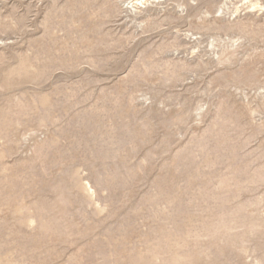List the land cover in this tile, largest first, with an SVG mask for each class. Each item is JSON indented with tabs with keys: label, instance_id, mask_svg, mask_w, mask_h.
<instances>
[{
	"label": "rangeland",
	"instance_id": "374dc122",
	"mask_svg": "<svg viewBox=\"0 0 264 264\" xmlns=\"http://www.w3.org/2000/svg\"><path fill=\"white\" fill-rule=\"evenodd\" d=\"M132 1L0 0V264H264V0Z\"/></svg>",
	"mask_w": 264,
	"mask_h": 264
},
{
	"label": "bare ground",
	"instance_id": "6f19581e",
	"mask_svg": "<svg viewBox=\"0 0 264 264\" xmlns=\"http://www.w3.org/2000/svg\"><path fill=\"white\" fill-rule=\"evenodd\" d=\"M150 0H133L132 1V6L136 9H139L141 6L147 4V2H149ZM155 1H158V2H162L164 0H154ZM251 4H252V7H258V6H261V4L257 1H252L251 0ZM239 11V7L236 8L235 12Z\"/></svg>",
	"mask_w": 264,
	"mask_h": 264
}]
</instances>
